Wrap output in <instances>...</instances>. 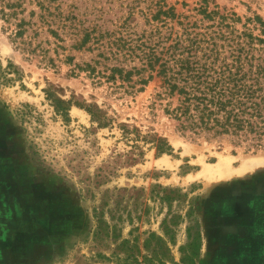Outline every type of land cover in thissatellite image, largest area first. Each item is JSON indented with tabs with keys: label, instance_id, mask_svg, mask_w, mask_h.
<instances>
[{
	"label": "rangeland",
	"instance_id": "1",
	"mask_svg": "<svg viewBox=\"0 0 264 264\" xmlns=\"http://www.w3.org/2000/svg\"><path fill=\"white\" fill-rule=\"evenodd\" d=\"M206 1L0 0V264H115L91 259L111 250L93 239L96 215L104 212L123 237L137 227L143 240L163 234L169 209L181 215L170 223L176 259L186 228L199 224L197 264H264V147L183 135L158 79L134 94L113 92L81 69L101 60L98 50L75 48L76 27L142 33L171 7L179 22L201 26L213 24L200 12L206 3L234 13L228 22L237 30L264 19V0ZM67 16L76 17L65 21L71 29L58 26ZM90 105L111 125L100 126ZM122 123L167 138L173 150L158 154L142 137L132 140L137 132L125 136ZM172 189L167 204L161 197Z\"/></svg>",
	"mask_w": 264,
	"mask_h": 264
},
{
	"label": "trees",
	"instance_id": "2",
	"mask_svg": "<svg viewBox=\"0 0 264 264\" xmlns=\"http://www.w3.org/2000/svg\"><path fill=\"white\" fill-rule=\"evenodd\" d=\"M200 12L213 24L179 22V16L171 7L167 11L159 10L153 18L157 24L142 33L122 25L113 31L99 30L97 25L76 27L74 30L81 33V38H77L75 48L97 49V57L101 58L85 63L81 69L97 83H107L113 92L123 94L144 91L152 80L158 79L166 96L174 102H168L165 111L183 135L207 139L228 137L239 145L263 148L264 19L260 16L248 18L243 30H237L228 22H235L234 13L228 16L216 10L209 11L207 3ZM58 15H62L60 11ZM70 19L76 17L67 16L58 26L71 29L72 24L65 22ZM257 29L259 33L255 34ZM49 31L58 37L55 29ZM99 65L102 68H98ZM86 109L100 126L111 125V120L102 116L98 108L93 110L90 105ZM119 127L127 137L137 132V138L134 136L132 140L142 137V141L154 145L158 154L173 150L167 138L157 133L141 136L136 126L131 128L122 123ZM173 192L175 190H170L161 200L170 204ZM170 211L161 223L163 234L148 231L143 240L134 234L138 231L134 226L129 237H123L122 229L100 212L96 215L92 236L98 244L111 250L97 251L91 259L115 264H197L202 248L200 225L186 228L187 241L178 246L180 257L176 259L173 253L176 232L170 223L179 225L181 215H173ZM129 216L132 223V214ZM110 219L120 221L122 216L111 214Z\"/></svg>",
	"mask_w": 264,
	"mask_h": 264
},
{
	"label": "bare ground",
	"instance_id": "3",
	"mask_svg": "<svg viewBox=\"0 0 264 264\" xmlns=\"http://www.w3.org/2000/svg\"><path fill=\"white\" fill-rule=\"evenodd\" d=\"M210 171V170H209Z\"/></svg>",
	"mask_w": 264,
	"mask_h": 264
}]
</instances>
